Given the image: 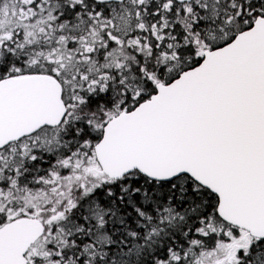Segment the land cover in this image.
Wrapping results in <instances>:
<instances>
[{
    "label": "snow or ice",
    "instance_id": "obj_1",
    "mask_svg": "<svg viewBox=\"0 0 264 264\" xmlns=\"http://www.w3.org/2000/svg\"><path fill=\"white\" fill-rule=\"evenodd\" d=\"M0 264H264V0H0Z\"/></svg>",
    "mask_w": 264,
    "mask_h": 264
}]
</instances>
